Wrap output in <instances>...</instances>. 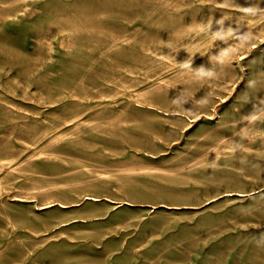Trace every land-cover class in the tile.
Masks as SVG:
<instances>
[{
  "label": "rangeland",
  "instance_id": "rangeland-1",
  "mask_svg": "<svg viewBox=\"0 0 264 264\" xmlns=\"http://www.w3.org/2000/svg\"><path fill=\"white\" fill-rule=\"evenodd\" d=\"M0 264H264V0H0Z\"/></svg>",
  "mask_w": 264,
  "mask_h": 264
},
{
  "label": "clouds",
  "instance_id": "clouds-1",
  "mask_svg": "<svg viewBox=\"0 0 264 264\" xmlns=\"http://www.w3.org/2000/svg\"><path fill=\"white\" fill-rule=\"evenodd\" d=\"M245 11L251 12L253 10L252 9H245ZM209 75H210V73H209Z\"/></svg>",
  "mask_w": 264,
  "mask_h": 264
}]
</instances>
